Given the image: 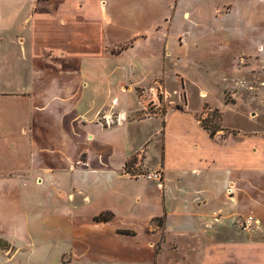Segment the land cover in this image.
<instances>
[{
    "label": "crops",
    "instance_id": "1",
    "mask_svg": "<svg viewBox=\"0 0 264 264\" xmlns=\"http://www.w3.org/2000/svg\"><path fill=\"white\" fill-rule=\"evenodd\" d=\"M128 12L0 0V264H264V129L211 136L192 114L141 118L161 106L135 90L156 58L133 73L106 50ZM253 94L254 121L264 81ZM155 170L163 190L129 175Z\"/></svg>",
    "mask_w": 264,
    "mask_h": 264
},
{
    "label": "rangeland",
    "instance_id": "2",
    "mask_svg": "<svg viewBox=\"0 0 264 264\" xmlns=\"http://www.w3.org/2000/svg\"><path fill=\"white\" fill-rule=\"evenodd\" d=\"M103 1L129 8L124 23L107 34L112 43L107 53L113 59L124 57L117 65L136 73L144 72L140 59L157 61L155 72H149L141 86L121 83L127 89L134 86L144 101L148 98L143 89L160 85L161 106L150 103L141 118L163 120L173 112L188 113L210 134L225 131L226 136L239 134L230 128L264 129V108L253 121L254 87L264 81V0H180L177 9L176 0ZM243 219L239 225L245 230ZM9 244L0 238V250Z\"/></svg>",
    "mask_w": 264,
    "mask_h": 264
},
{
    "label": "built area",
    "instance_id": "3",
    "mask_svg": "<svg viewBox=\"0 0 264 264\" xmlns=\"http://www.w3.org/2000/svg\"><path fill=\"white\" fill-rule=\"evenodd\" d=\"M158 87H154L150 90L151 94L154 96H158L159 94L162 95V93L160 92V85L157 84ZM155 105V104H154ZM113 117L110 118V121H107L108 124H113ZM129 175H131L132 178L136 179V178H143L149 182H154L158 189L163 190L164 189V172L162 170H155V171H149V172H145V173H141V174H136V175H132L129 173ZM257 221L254 217H246L245 220L242 223V226L245 230H250L253 226L257 225Z\"/></svg>",
    "mask_w": 264,
    "mask_h": 264
},
{
    "label": "trees",
    "instance_id": "4",
    "mask_svg": "<svg viewBox=\"0 0 264 264\" xmlns=\"http://www.w3.org/2000/svg\"><path fill=\"white\" fill-rule=\"evenodd\" d=\"M216 132L217 131H214V132H212L210 135L211 136H214L215 134H216ZM127 169H129V165L127 166ZM110 217H107V215H102V216H100V217H98L97 218V220H104V221H106V220H108ZM124 234H130V232H123Z\"/></svg>",
    "mask_w": 264,
    "mask_h": 264
},
{
    "label": "bare ground",
    "instance_id": "5",
    "mask_svg": "<svg viewBox=\"0 0 264 264\" xmlns=\"http://www.w3.org/2000/svg\"><path fill=\"white\" fill-rule=\"evenodd\" d=\"M102 5L105 6V3H103Z\"/></svg>",
    "mask_w": 264,
    "mask_h": 264
}]
</instances>
